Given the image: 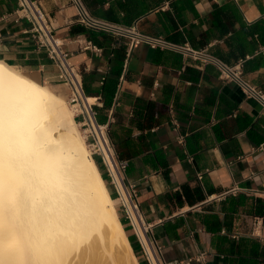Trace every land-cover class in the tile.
Returning <instances> with one entry per match:
<instances>
[{"label": "crops", "instance_id": "crops-1", "mask_svg": "<svg viewBox=\"0 0 264 264\" xmlns=\"http://www.w3.org/2000/svg\"><path fill=\"white\" fill-rule=\"evenodd\" d=\"M38 1L128 164L125 177L164 263L264 264V216L256 214L260 203L264 208L263 106L212 65L146 43L129 50L79 24L70 0ZM83 1L95 17L137 24L145 35L241 64L264 90V0ZM17 9V0H0V60L69 99L57 65L28 32L29 22L17 20ZM123 57L112 106L104 110L102 87ZM239 196L246 200L234 213ZM120 219L146 264L129 222Z\"/></svg>", "mask_w": 264, "mask_h": 264}, {"label": "bare ground", "instance_id": "bare-ground-1", "mask_svg": "<svg viewBox=\"0 0 264 264\" xmlns=\"http://www.w3.org/2000/svg\"><path fill=\"white\" fill-rule=\"evenodd\" d=\"M129 239L74 111L0 60V264H139Z\"/></svg>", "mask_w": 264, "mask_h": 264}, {"label": "built area", "instance_id": "built-area-1", "mask_svg": "<svg viewBox=\"0 0 264 264\" xmlns=\"http://www.w3.org/2000/svg\"><path fill=\"white\" fill-rule=\"evenodd\" d=\"M17 2L18 9L15 11L17 20L25 19L29 22L31 27L28 32L39 48L44 49L57 65L60 81L69 88L68 101L75 113V120L85 134L91 155L101 162L106 171L109 185L117 196L120 215L129 222L142 258L146 264H165L161 247L153 233V226L146 220L138 201L137 191L125 177L128 164L119 158L108 125L98 122L95 104L87 100L81 73L70 62L69 53L63 49V43L40 2L38 0ZM70 4L76 9L77 22L89 31L108 33L115 38L117 45L126 46L129 50L146 43L154 49H173L194 61L212 65L218 70L222 80L237 83L247 97L255 99L264 108V90L244 76L241 64L230 65L207 49L196 50L189 46L173 45L162 37L145 35L139 31L137 24L125 25L95 17L83 0H70ZM1 20L7 22L8 15H4ZM91 46L95 52H100V49L90 43ZM203 257L204 254L199 260ZM191 261L193 260L190 259L189 262Z\"/></svg>", "mask_w": 264, "mask_h": 264}, {"label": "trees", "instance_id": "trees-1", "mask_svg": "<svg viewBox=\"0 0 264 264\" xmlns=\"http://www.w3.org/2000/svg\"><path fill=\"white\" fill-rule=\"evenodd\" d=\"M123 62H124V57L120 60H117V64H116V67L114 68V77L108 79V81H106V83L104 84V86L102 87V90H101V94H102V99L104 101V110L106 109H109L111 106H112V102H113V98L115 96V93H116V89H117V86H118V81H119V76L122 72V69H123ZM84 90H85V94L89 95V91L85 88L84 86ZM96 111L97 113L99 114V109L96 108ZM97 120L100 124H103V120L101 119L100 116L97 115ZM110 136H111V133H110ZM113 136H111L112 138ZM113 140V138H112ZM114 143V141H113ZM121 157V155H120ZM95 160V159H94ZM97 161V166L107 184V186L109 185V182H108V179H107V175H106V171L103 170L102 168V165H101V162H99V160H95V162ZM246 198L245 196H239L237 199H232V212H236L238 209H239V206H242L244 205V202H245ZM118 213L120 214L119 210H118ZM257 215H262L264 216V208H263V205H260L258 206V211L256 212Z\"/></svg>", "mask_w": 264, "mask_h": 264}, {"label": "rangeland", "instance_id": "rangeland-1", "mask_svg": "<svg viewBox=\"0 0 264 264\" xmlns=\"http://www.w3.org/2000/svg\"><path fill=\"white\" fill-rule=\"evenodd\" d=\"M59 96H61L60 94H58ZM64 98V97H63ZM65 99V98H64ZM66 100V103H67V106L71 109V110H73L72 109V107H71V105L69 104V101H68V99H65ZM78 128H79V130L81 131V133H82V135H83V137H84V140H85V142H86V138H85V134H84V132H83V130L80 128V126H79V124H78ZM86 144H87V146H88V149H89V151H90V153H91V150H90V148H89V145H88V143L86 142ZM92 156V155H91ZM93 157V156H92ZM113 197V196H112ZM114 199V198H113ZM114 203H115V207H116V210H117V203H116V201H115V199H114ZM117 213H118V210H117ZM118 215H119V217L121 218V215L118 213ZM123 218V217H122ZM121 220V219H120ZM106 249H107V251H109V250H111L110 248H99V251H98V254H99V259L102 261V262H104V263H109V259H107V257H105V255L107 256L108 255V253H107V251H106ZM115 250H113V252H114ZM115 254H116V251L114 252ZM105 254V255H104ZM87 262V261H86Z\"/></svg>", "mask_w": 264, "mask_h": 264}]
</instances>
